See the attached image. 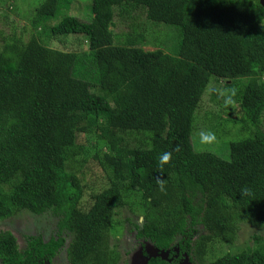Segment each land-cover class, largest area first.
Wrapping results in <instances>:
<instances>
[{"label":"trees","instance_id":"obj_1","mask_svg":"<svg viewBox=\"0 0 264 264\" xmlns=\"http://www.w3.org/2000/svg\"><path fill=\"white\" fill-rule=\"evenodd\" d=\"M71 1L44 0L28 40L9 37L0 48V220L23 209L61 216L57 235L30 236L24 251L0 232V264H42L65 245L64 229L70 264H118L110 237L126 206L141 209L136 237L159 251L145 264H179L185 251L193 264H264L260 235L205 259L210 242L235 241L241 222L264 227V0H91L89 21L65 12ZM137 13L177 26L178 48L146 50L132 31L119 41L117 19ZM71 35L84 36L83 51L52 46ZM221 81L239 90L224 120L238 124L227 158L192 141L203 96ZM165 151L172 162L161 170ZM94 165L102 183L87 178ZM157 176L168 179L166 193ZM245 185L254 196L241 200ZM198 225L205 231L194 239Z\"/></svg>","mask_w":264,"mask_h":264},{"label":"rangeland","instance_id":"obj_2","mask_svg":"<svg viewBox=\"0 0 264 264\" xmlns=\"http://www.w3.org/2000/svg\"><path fill=\"white\" fill-rule=\"evenodd\" d=\"M43 1L44 0H0V48L2 43L5 44L6 41L9 40V37H23V39L28 40V30L31 27L32 16ZM91 3V0H72L69 7L64 8V10L83 21H89L93 16L91 12ZM137 14L135 18L117 19L118 24L113 27V30L121 36L119 41L124 40V33L132 31L137 34H144L146 39L141 45L145 47L146 50H154L161 46L167 51L172 52L178 48L181 35L177 26L165 23H159L158 25L147 19L145 14ZM62 15L63 14H61L58 21L62 19ZM24 28H26V31H24ZM83 38V35H71L65 38L66 40L54 39L52 41V46L59 49L65 48L78 52L83 51L85 43L87 42H85ZM87 75L90 76V74ZM261 79H264V75ZM213 87L227 86L224 81L218 83L212 82L208 86L201 102L200 111L197 115V123L192 135V141L194 146L198 148V132L201 129L212 130L218 137V144L213 146H200L199 149L211 148L216 153L227 158L230 154L229 139L238 136V124H227L224 121L229 117L227 113L233 111L229 107L220 108L219 105L213 102L211 97ZM235 113H237L236 109ZM90 154L89 152L88 155ZM87 175V178L91 182L99 183L103 179L104 172L101 167L94 165L91 169L87 170ZM102 182L103 180L100 183ZM89 194L90 192H87L82 199L83 207H89ZM128 216L131 218V222H128ZM115 217V227L111 231L110 243L111 246H115L121 253V260L118 264H145L150 256L159 254L157 247H154L149 240L138 239L136 237L137 231L135 230L134 223H136L137 220L140 223L143 222L140 208H136L133 212L130 206H126L122 212ZM59 219H61V216L56 214L52 209L42 214H34L27 209H23L10 218L0 220V232H12L18 239L20 250L24 251L30 236L42 235L45 237L44 239L47 240L48 237L53 235L55 230H57ZM204 231L203 226L198 225L194 239L198 238ZM258 235L264 236V227L256 228L248 223L241 222L235 241L233 243H226L221 239H215L208 244L205 259L206 261H213L227 252H238L248 246H254L256 244L255 238ZM64 236L67 238L66 246L58 252L54 259L47 261L46 264H69L66 249L72 239V234L65 232ZM181 239L182 236L179 235L172 243V250L175 253L173 258L178 255V243ZM144 250H147L149 256L143 255ZM161 254L171 259L168 251ZM189 257V253L185 251L182 258L180 257V261L185 262ZM189 262L193 264L190 259Z\"/></svg>","mask_w":264,"mask_h":264},{"label":"clouds","instance_id":"obj_3","mask_svg":"<svg viewBox=\"0 0 264 264\" xmlns=\"http://www.w3.org/2000/svg\"><path fill=\"white\" fill-rule=\"evenodd\" d=\"M261 27H264V22L261 23ZM213 91L215 92L217 98L223 101V104L226 107L235 106L236 104L235 97L238 95V91H239L236 87H231V88L216 87L213 89ZM197 136H198V141H197L198 148L200 146H213L218 144L219 142L216 133L212 130L201 129L198 132ZM179 150H180V146L177 145L175 151H179ZM171 162H172V152L170 151H165L161 153L158 157V166L161 170H163L166 164H171ZM156 183L159 190L163 193H166L168 179L163 178V176H157ZM239 193L242 197L241 200L254 196L253 190L247 185L241 187Z\"/></svg>","mask_w":264,"mask_h":264},{"label":"flooded vegetation","instance_id":"obj_4","mask_svg":"<svg viewBox=\"0 0 264 264\" xmlns=\"http://www.w3.org/2000/svg\"><path fill=\"white\" fill-rule=\"evenodd\" d=\"M59 222H60V219H59ZM59 222H58V224H57V230H55V232H54V234L53 235H51L50 237H48V239L47 240H45L44 238V236H42V235H38V236H42V238L44 239V241H49V239L52 237V236H55V235H57L58 233H59V231H60V228H59ZM65 232H69L70 233V231H68V230H63V234H62V236H64V233ZM65 237V236H64ZM17 238V237H16ZM65 239H66V242H65V245H63V247L62 248H64V246H66V243H67V238L65 237ZM18 240V239H17ZM71 242V241H70ZM70 244V243H69ZM27 246H28V243H27ZM27 246L25 247V249L27 248ZM69 246V245H68ZM62 248H60L59 249V251L62 249ZM67 250V249H66ZM58 251V252H59ZM58 252L52 257V258H50V259H45L44 260V262L42 261V264H46V262L47 261H51L52 259H54V257L58 254ZM67 258H68V261H69V264H70V260H69V256H68V253H67ZM182 258V257H181ZM180 258V259H181Z\"/></svg>","mask_w":264,"mask_h":264},{"label":"water","instance_id":"obj_5","mask_svg":"<svg viewBox=\"0 0 264 264\" xmlns=\"http://www.w3.org/2000/svg\"><path fill=\"white\" fill-rule=\"evenodd\" d=\"M165 258H166V256H164ZM179 264H190V262H189V259H187L185 262H183V261H180V263Z\"/></svg>","mask_w":264,"mask_h":264}]
</instances>
